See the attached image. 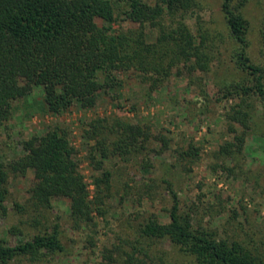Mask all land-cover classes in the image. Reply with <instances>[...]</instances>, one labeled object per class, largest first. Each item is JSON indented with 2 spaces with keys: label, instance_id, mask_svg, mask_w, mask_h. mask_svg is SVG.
I'll list each match as a JSON object with an SVG mask.
<instances>
[{
  "label": "trees",
  "instance_id": "16d2710c",
  "mask_svg": "<svg viewBox=\"0 0 264 264\" xmlns=\"http://www.w3.org/2000/svg\"><path fill=\"white\" fill-rule=\"evenodd\" d=\"M220 1L226 34L211 29L202 18L196 19L194 27L188 24V16H197L201 9L200 0H0V136L20 109L15 103L24 100L28 107L24 110H29L27 99L38 91L51 113L59 114L74 103L89 109L102 94L122 89L121 75L134 73L143 89L153 92L184 69L189 74L215 72L227 57L238 75L222 80L217 100L238 99L226 114L234 140L222 144L216 156L228 171L241 169L246 137L258 132L264 136L263 126L255 121L260 109L264 116V13L256 32L255 55L245 13L249 0ZM126 20L137 27H114ZM151 34L156 35L152 41ZM197 79L196 87L204 86L203 79ZM200 93L206 96L202 88ZM235 123L240 131L234 129ZM152 131L150 124L118 116L88 123L84 135L93 141L87 144V159L96 170L94 199L89 198L66 128L55 124L43 133H33L21 142L22 157L0 161V219L9 216L10 174L25 175L30 168L36 171L37 181L28 201L36 208L51 207L52 199L59 196L70 199L76 226L92 222L94 212L105 215L115 175L109 163L149 151L154 139L169 146L170 139ZM180 157L193 163L200 159L201 149L190 144ZM227 161L231 167L225 166ZM165 181L172 198L167 221L151 214L137 228L130 225L133 237L105 246L97 264H264L260 253L243 241L220 237L215 230L198 225L193 210L182 206L173 183ZM15 205L20 211L24 208ZM19 224L25 221L10 224L8 233L24 235ZM32 224L38 230L16 244L0 236V264L23 259L40 263L65 251L58 224L40 229L36 218ZM160 241H168L173 251L158 248ZM174 252L176 260L181 259L177 263L170 260Z\"/></svg>",
  "mask_w": 264,
  "mask_h": 264
},
{
  "label": "rangeland",
  "instance_id": "374dc122",
  "mask_svg": "<svg viewBox=\"0 0 264 264\" xmlns=\"http://www.w3.org/2000/svg\"><path fill=\"white\" fill-rule=\"evenodd\" d=\"M200 2L201 9L197 16H188V24L194 27L196 19L202 18L208 27L226 34L221 1ZM245 13L252 29L251 49L257 55L256 32L264 13V0H249ZM97 22L102 24L101 19H97ZM120 26L137 27L127 20L114 24L115 28ZM155 36L151 34L149 39L152 41ZM214 70L210 74L199 71L189 74L184 69L179 76H172L153 92L143 89L144 86L131 72L121 75L124 83L122 89L112 95L102 94L95 107L86 109L74 103L59 114L47 111L39 91L28 97L31 108L27 111L24 110L27 107L24 100L17 101L15 104L20 109L15 111L0 136V161L8 163L22 157L25 154L22 140L58 124L69 132L71 143L77 151L78 169L88 183L90 199L95 196L92 176L96 170L87 159V144L93 141L84 134L91 120L118 116L132 123L150 124L154 135L163 134L170 141L166 147L154 139L149 151L131 156L128 160L113 159L109 166L114 169L115 175L110 182L111 197L106 202L107 213L102 216L94 212L92 222H81L79 226L70 216L69 198L54 197L51 207L38 208L28 201L37 181L34 169H28L25 175L10 174L6 201L9 216L0 219V236L7 237L10 244H16L26 238V234L32 235L38 230L31 226L36 218L41 222L40 229L58 224L65 245L64 252L48 261L33 263L23 259L21 262L15 260L12 264L99 263L105 246L111 247L121 238H132V227L137 228L151 214L167 221L172 198L166 179L173 183L184 209L193 210V218L198 225L215 230L220 237L243 241L264 259V136L258 132L246 137L241 169L237 167L230 172L223 168L216 152L226 141L234 140V133L228 129L226 114L238 99L224 98L219 101L217 91L222 80L238 74L227 57ZM200 77L206 96L200 93V87H196L199 86L197 78ZM191 80L195 85H191ZM263 118L260 109L255 121L261 128H264ZM233 127L241 130L238 123ZM190 144L201 149L200 159L193 163L180 157V153L187 150ZM225 166L231 167L232 163L227 161ZM258 171L261 176L257 174ZM16 203L24 206L22 211L17 209ZM19 219L25 221V224H19L25 234H9V225ZM157 247L173 251L168 241L158 242ZM175 252L170 260L177 263L181 259L176 260L178 254Z\"/></svg>",
  "mask_w": 264,
  "mask_h": 264
}]
</instances>
